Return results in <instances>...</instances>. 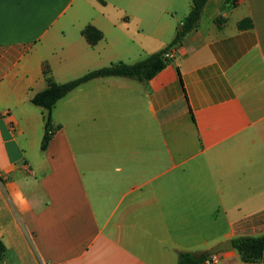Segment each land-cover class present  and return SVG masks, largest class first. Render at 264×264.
Here are the masks:
<instances>
[{
    "label": "crops",
    "instance_id": "crops-1",
    "mask_svg": "<svg viewBox=\"0 0 264 264\" xmlns=\"http://www.w3.org/2000/svg\"><path fill=\"white\" fill-rule=\"evenodd\" d=\"M102 1L0 0V264H176L264 235V0H208L147 82L72 90L40 150L30 99L44 65L62 84L135 63L172 42L192 3ZM215 264L248 263L233 249Z\"/></svg>",
    "mask_w": 264,
    "mask_h": 264
},
{
    "label": "trees",
    "instance_id": "trees-1",
    "mask_svg": "<svg viewBox=\"0 0 264 264\" xmlns=\"http://www.w3.org/2000/svg\"><path fill=\"white\" fill-rule=\"evenodd\" d=\"M207 1L208 0H192L190 11L183 19L182 24L177 28L172 42L163 49L135 63H115L101 69L90 71L79 78L62 84H57L52 81L50 70L47 65H44L43 75L46 81V87L30 99L31 104L40 107L45 113L40 150H46L55 133L51 121V112L60 99L64 98L78 86L96 78L115 76L133 79L142 83L149 81L170 63V59L166 56L167 53L178 46L184 36L197 27L202 10ZM225 1L228 2L229 0ZM99 3L104 4L102 0H99ZM242 26L243 22L240 23V27ZM81 33L86 42L91 46L96 45L102 39V33L91 25H87ZM232 243L233 249L237 252L240 261L243 263H259L262 261V258H264V235L258 237H238L233 239ZM4 251L5 248L2 243H0V262ZM195 254L196 253L188 251L178 252L176 264H202L210 258V256H203L197 259L195 258Z\"/></svg>",
    "mask_w": 264,
    "mask_h": 264
},
{
    "label": "water",
    "instance_id": "water-1",
    "mask_svg": "<svg viewBox=\"0 0 264 264\" xmlns=\"http://www.w3.org/2000/svg\"><path fill=\"white\" fill-rule=\"evenodd\" d=\"M233 250V243L232 240H227L224 242L219 243L218 245L211 247L207 250L200 251L195 254V258L200 259L203 256H211V255H216L218 253L226 252Z\"/></svg>",
    "mask_w": 264,
    "mask_h": 264
},
{
    "label": "built area",
    "instance_id": "built-area-1",
    "mask_svg": "<svg viewBox=\"0 0 264 264\" xmlns=\"http://www.w3.org/2000/svg\"><path fill=\"white\" fill-rule=\"evenodd\" d=\"M168 58H171V52H168L166 55ZM206 264H215L217 263V254L216 255H211L209 259L205 261Z\"/></svg>",
    "mask_w": 264,
    "mask_h": 264
}]
</instances>
